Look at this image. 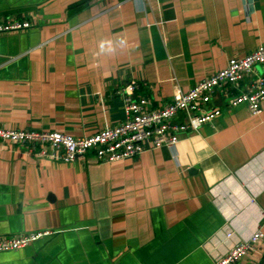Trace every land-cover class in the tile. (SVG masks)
Masks as SVG:
<instances>
[{
	"label": "crops",
	"instance_id": "0c3cea01",
	"mask_svg": "<svg viewBox=\"0 0 264 264\" xmlns=\"http://www.w3.org/2000/svg\"><path fill=\"white\" fill-rule=\"evenodd\" d=\"M11 19L33 26L0 36V129L74 138L119 124L127 85L156 110L264 45V0H0ZM223 103L174 152L109 164L0 144V237L52 232L0 264H213L257 228L238 264H264V101Z\"/></svg>",
	"mask_w": 264,
	"mask_h": 264
},
{
	"label": "built area",
	"instance_id": "2783aa9c",
	"mask_svg": "<svg viewBox=\"0 0 264 264\" xmlns=\"http://www.w3.org/2000/svg\"><path fill=\"white\" fill-rule=\"evenodd\" d=\"M33 24L29 20L11 19L0 22V36L24 33ZM264 65V45L243 58L231 59L227 66L197 83L187 93L177 91L171 102L152 110L145 97H136L137 85L119 90L123 120L111 128L91 136L74 138L57 132L0 129V144L25 147L39 158L72 163L90 156L98 164H109L140 156L145 151L166 148L174 152L182 136L196 134L204 125L212 126L222 115L221 107L213 105L217 96L225 108L244 106L252 116L261 113L264 101V75H255V68ZM247 76L252 82L241 86ZM264 220V212L261 214ZM52 235L51 231L0 237V253L27 248L32 243ZM233 232L226 234L231 239ZM263 235L257 228L249 238L235 242L213 264H238L253 252Z\"/></svg>",
	"mask_w": 264,
	"mask_h": 264
}]
</instances>
